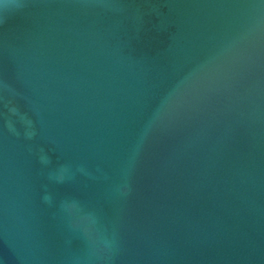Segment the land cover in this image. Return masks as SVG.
<instances>
[{
	"label": "water",
	"instance_id": "water-1",
	"mask_svg": "<svg viewBox=\"0 0 264 264\" xmlns=\"http://www.w3.org/2000/svg\"><path fill=\"white\" fill-rule=\"evenodd\" d=\"M0 264H264V0H0Z\"/></svg>",
	"mask_w": 264,
	"mask_h": 264
}]
</instances>
